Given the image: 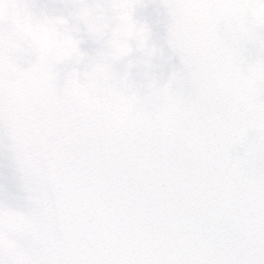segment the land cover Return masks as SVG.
I'll return each instance as SVG.
<instances>
[{"label": "snow or ice", "instance_id": "1", "mask_svg": "<svg viewBox=\"0 0 264 264\" xmlns=\"http://www.w3.org/2000/svg\"><path fill=\"white\" fill-rule=\"evenodd\" d=\"M0 264H264V0H0Z\"/></svg>", "mask_w": 264, "mask_h": 264}, {"label": "water", "instance_id": "2", "mask_svg": "<svg viewBox=\"0 0 264 264\" xmlns=\"http://www.w3.org/2000/svg\"><path fill=\"white\" fill-rule=\"evenodd\" d=\"M0 172H2L3 176L6 177V178L10 176V174H9V172H8V170L6 168L0 169ZM4 182L7 184L8 189H9L10 192H14L15 191V185L11 181L10 178L5 179Z\"/></svg>", "mask_w": 264, "mask_h": 264}]
</instances>
